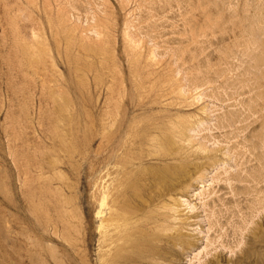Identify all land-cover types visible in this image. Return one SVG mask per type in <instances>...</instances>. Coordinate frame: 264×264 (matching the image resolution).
<instances>
[{
  "label": "rangeland",
  "instance_id": "rangeland-1",
  "mask_svg": "<svg viewBox=\"0 0 264 264\" xmlns=\"http://www.w3.org/2000/svg\"><path fill=\"white\" fill-rule=\"evenodd\" d=\"M172 122L216 160L183 198L198 242L119 263L264 264V0H0V264H113L93 178Z\"/></svg>",
  "mask_w": 264,
  "mask_h": 264
},
{
  "label": "bare ground",
  "instance_id": "bare-ground-1",
  "mask_svg": "<svg viewBox=\"0 0 264 264\" xmlns=\"http://www.w3.org/2000/svg\"><path fill=\"white\" fill-rule=\"evenodd\" d=\"M29 47L31 48V45ZM20 49H22V48H20ZM27 49L29 51L28 47H27ZM25 50L26 49H24V51ZM28 51H26V52H28ZM91 52H92V50H91ZM135 57H136V55H135ZM31 58H33V57H31ZM128 58H130V57H128ZM138 58H135V60H133V61L136 62L137 61L136 59H138ZM131 59H134V58H131ZM131 59H129V60H131ZM78 60H79V58L76 61H78ZM138 61H139V59H138ZM128 63H130V62L128 61ZM138 63L139 62H137L136 64H138ZM51 65H49V66H51ZM133 65H131V67H133ZM177 93H180V92L177 91ZM168 121H166V122L168 123ZM174 123L172 122L170 124H172L174 127ZM151 124H149V125L147 124V125L150 126ZM156 124H155V126H157ZM176 124H178V123H176ZM161 125L166 126L164 123ZM161 125H160V127H161ZM168 125L169 124H167V127H168ZM172 125H170V126H172ZM179 125H180V123H179ZM179 125H177V126H179ZM134 126H136V125L133 124V127H130V129L131 128L134 129ZM181 126H182V124H181ZM186 126L187 125H184L182 128L179 127V129H177L178 127L177 128L174 127L175 130H168V131L165 130V128L162 126L164 128L163 130H165V131L149 132L150 130L148 129L149 133H146V134L144 133L142 135H140L141 133L137 134L138 136L134 137V144H133L134 148L137 147L139 149V148L144 147V148L148 149L147 151H149V153L146 155L143 153L144 154L143 157L136 158V159L133 158V156H131L132 158L130 156H128V157L123 156L122 157L121 156L122 154L119 153L120 157H122V159L120 158L121 160H119V158H118L120 163H119V167H118L119 169L116 170V173L118 174L119 178H103V176L106 175L110 169L109 165L111 163L110 162L111 156H108L105 159V161H103L104 162V170H101V171L99 170V176L97 178H93L94 179V181H93V194H91V195H93L92 197H94L95 201L98 203L97 204L98 205V211L96 213V216L103 218L102 224L99 227V233H100L99 239L102 240V243H103L102 246L105 245L104 247L108 248L107 252H109L112 247L116 250L114 257H113V260L115 262L113 264H120L119 263L120 260L121 259L124 260L125 256L129 257L131 255V257H129L131 259L132 256L134 255L133 251L139 252V254L142 255L145 259H147L148 262L152 261V262L157 263L156 261H159L163 257H166V256L172 257L176 253H179L180 255L181 254L184 255V254L192 251L196 247V244L198 242V237L193 236L191 234V231L194 229H192L191 231L189 230V228L191 229V227H193L191 224L192 221L190 222L191 219L189 218L188 215H186L188 212L186 214L183 213V210L185 209V207H188L190 212L194 211V208H196V207L194 205L190 206L188 204V202L183 198L187 197L189 190L190 191L192 190V188L194 187L193 183L194 182L198 183L201 180V178H203L202 176L204 174H207L205 172H207L209 170V168L212 165H214L216 160L214 161L211 157H208V156H202L201 157L200 155H201L202 151H200L201 152V153H199L200 155L198 154V152L195 154V152L193 150H191L192 145L190 146V149H189V147H188L189 144L187 145V143H188L187 141H189V139L187 140V137H188L187 131H188L189 127L187 128ZM167 127H166V129H167ZM173 127L172 128L170 127V128L173 129ZM105 129H107V128H105ZM126 129L129 130V128H127V127H126ZM143 129L144 128H142L141 130H143ZM159 129H162V128H159ZM143 132H146V131H143ZM56 133H59V131ZM127 133H128V131H127ZM131 134H132V132H131ZM111 136H113V135L111 134ZM58 137H61V136L58 135ZM106 138L108 141L109 136H106ZM123 138H125V137H123ZM60 139L62 140L63 137H61ZM111 139H113V137ZM119 140H122V139H119ZM124 141H126V140H124ZM190 142H191V140H190ZM107 143H110V142H107ZM121 143L125 144V142H121ZM194 150H196V149H194ZM116 151H118V150H116ZM125 151H126V149H125ZM131 153L135 154L134 152H130V154ZM113 154H115V153L113 152ZM136 155L138 156L137 153H136ZM138 157H140V155ZM113 159H115V158H113ZM116 160H117V157H116ZM205 177H206V175L204 176V178ZM45 185H46V183L43 185L44 186L43 189L46 187ZM47 187H48L47 188V191H48L50 188H49V186H47ZM37 188H38V186H37ZM44 190H46V188ZM41 191H42V189H41ZM138 193H140V194H138ZM137 194L140 196H137ZM197 194H199V193H197ZM136 197L138 200L137 202H138V207H139V208H137V206H136V208H137V211L139 214L136 216L134 221L133 220H127L128 217L126 218V215H125L126 212H124V211L126 209L129 211L128 207L131 206V205H129L130 201ZM61 198H59V199H61ZM56 201H59V200H56ZM54 203H56V202H54ZM59 203H61V202H58L57 204H59ZM135 204H134V206H135ZM60 205H61V208L60 207L59 208H60V213H61L62 212L61 209L64 207H62V204H59V206ZM65 205H66V203H65ZM183 205L184 206L186 205L184 207V209L182 207ZM36 206H38V205H36ZM59 208L57 207V209H59ZM102 208H103V210H102ZM65 212H67V211H65ZM193 214H192V216H194ZM61 215H62V217L64 216V214H61ZM61 215H59V216H61ZM189 215H190V213H189ZM59 216H58V218H59ZM45 217H46V215H45ZM194 217H192V218H194ZM195 218H197V217H195ZM60 219H62V218H60ZM47 221H48V219H47ZM53 221H54V219H53ZM60 222H62V220ZM105 225H106L107 229H108V227H111V229H109L107 231H102V227H104ZM67 227H68V224H67ZM63 230H65V229H63ZM109 253H107V254H109ZM131 253H133V255ZM134 256H136V254ZM251 256H252V254H250V258H251ZM137 257H138V255H137ZM113 260H111V261H113ZM102 262H103V260H102ZM126 262H128V261H126ZM126 262H124V263H126ZM144 262H146V261H144ZM161 263L162 262H160V264ZM235 264H241V263L239 261V263H235Z\"/></svg>",
  "mask_w": 264,
  "mask_h": 264
}]
</instances>
